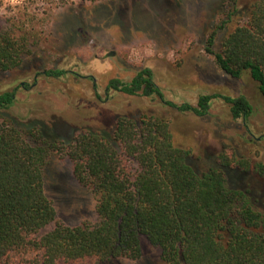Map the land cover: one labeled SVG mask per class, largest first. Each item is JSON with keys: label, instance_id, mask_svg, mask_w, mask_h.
<instances>
[{"label": "trees", "instance_id": "trees-1", "mask_svg": "<svg viewBox=\"0 0 264 264\" xmlns=\"http://www.w3.org/2000/svg\"><path fill=\"white\" fill-rule=\"evenodd\" d=\"M238 13L237 0H222L206 50L229 77L247 73L264 99V0H253L241 23L227 32ZM225 31L212 50L216 35ZM28 46L14 29L1 30L0 71L20 67ZM107 90L158 97L198 117L208 113L213 98L229 106L234 120L246 122L252 111L242 96L202 95L196 106L167 102L149 68L129 82L110 80ZM15 101V89L0 92V264L135 261L142 239L160 250L165 264H264V212L254 208L246 190L229 185L231 174L240 179L250 170L247 162L220 157L218 168L196 172L190 151L174 144L169 122L154 115L120 116L109 130L58 137L39 121L22 126L5 116ZM53 159L68 161L77 184L93 194V220L69 227L56 218L45 193ZM254 171L264 179L263 165Z\"/></svg>", "mask_w": 264, "mask_h": 264}, {"label": "rangeland", "instance_id": "rangeland-1", "mask_svg": "<svg viewBox=\"0 0 264 264\" xmlns=\"http://www.w3.org/2000/svg\"><path fill=\"white\" fill-rule=\"evenodd\" d=\"M253 0H237L239 13L230 32L245 17ZM222 0H0V31L14 29L27 38L29 53L17 69L0 71V92L16 90L5 116L22 125L39 121L59 137L73 130H109L117 117L154 115L169 122L174 144L190 151L198 173L218 168L217 159L242 160L250 170L229 178V185L248 192L254 208L264 212V99L247 73L233 79L207 52ZM216 35V51L227 32ZM149 68L163 99L196 106L202 95L242 96L251 105L246 122L234 120L219 98L198 117L180 113L159 100L107 90L112 79L129 82ZM63 70L64 77L43 72ZM45 193L56 218L69 227L95 217L93 194L80 187L68 161L53 159ZM48 227L46 230H49ZM138 260H90L84 264H165L160 250L142 239ZM26 256L25 259H29Z\"/></svg>", "mask_w": 264, "mask_h": 264}]
</instances>
